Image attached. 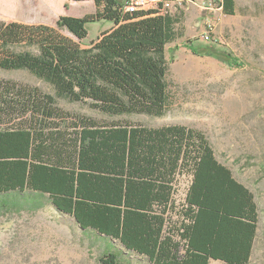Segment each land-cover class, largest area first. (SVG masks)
<instances>
[{"label":"trees","instance_id":"obj_1","mask_svg":"<svg viewBox=\"0 0 264 264\" xmlns=\"http://www.w3.org/2000/svg\"><path fill=\"white\" fill-rule=\"evenodd\" d=\"M43 1L59 12L62 0ZM71 1H93L95 11L60 17L56 26L0 21V69L28 72L52 89L0 80V213L45 200L82 231L118 244L101 264H131L124 252L150 264H249L255 196L216 159L205 135L127 119L168 112L174 51L167 47L184 37L182 15L162 2L124 13L122 0ZM216 1L235 15L236 0ZM100 22L113 28L84 44L88 25ZM187 47L247 67L218 45ZM62 102L86 104L104 119ZM184 177L190 183L180 199Z\"/></svg>","mask_w":264,"mask_h":264},{"label":"rangeland","instance_id":"obj_2","mask_svg":"<svg viewBox=\"0 0 264 264\" xmlns=\"http://www.w3.org/2000/svg\"><path fill=\"white\" fill-rule=\"evenodd\" d=\"M236 4L235 15H227L213 0H185L181 5L175 0L170 11L182 15L184 37L167 47L174 51L167 78L169 110L163 117L127 119L153 128L184 125L205 135L216 159L255 196L259 224L249 264H264V0H236ZM94 11L93 1L62 0L59 12L54 13L43 0H0V21L5 23L56 26L60 17H83ZM110 24H89L85 44L96 40ZM189 42L218 45L247 67L234 69L215 58L196 55L187 47ZM0 80L52 92L49 85L25 71L0 69ZM61 106L104 119L86 104L62 102ZM189 183V177L180 180V199ZM40 205L0 213V264H101L110 246H118L92 230L82 231L45 200ZM123 258L131 264H150L127 252Z\"/></svg>","mask_w":264,"mask_h":264},{"label":"built area","instance_id":"obj_3","mask_svg":"<svg viewBox=\"0 0 264 264\" xmlns=\"http://www.w3.org/2000/svg\"><path fill=\"white\" fill-rule=\"evenodd\" d=\"M184 1L185 0H178V4L181 5ZM160 2L164 4L166 9L170 10L175 0H125L123 11L124 13H133L139 10H146L155 7ZM213 2H215L218 8L223 11V8L219 2L216 0H213ZM210 6H212V4H210Z\"/></svg>","mask_w":264,"mask_h":264},{"label":"crops","instance_id":"obj_4","mask_svg":"<svg viewBox=\"0 0 264 264\" xmlns=\"http://www.w3.org/2000/svg\"><path fill=\"white\" fill-rule=\"evenodd\" d=\"M113 28V24L111 23L105 30L107 31V30H110V29H112ZM104 32V31H103ZM84 44H85V41L83 42Z\"/></svg>","mask_w":264,"mask_h":264}]
</instances>
